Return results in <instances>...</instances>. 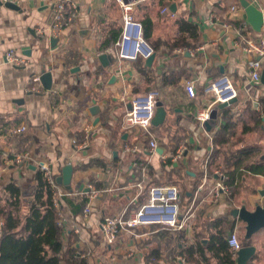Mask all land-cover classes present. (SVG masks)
<instances>
[{
	"label": "crops",
	"instance_id": "1",
	"mask_svg": "<svg viewBox=\"0 0 264 264\" xmlns=\"http://www.w3.org/2000/svg\"><path fill=\"white\" fill-rule=\"evenodd\" d=\"M1 1L17 7L0 4V207L10 199L6 187L15 183L26 213L34 199L40 163L52 167L56 181L64 167L72 165L71 189L57 182L67 193L59 199L58 208L67 233L73 232L89 264H154L147 259L151 246H157L151 236L168 228L150 225L124 230L115 243L109 244L101 226L105 217L145 203L148 188L153 186L178 187L181 210L196 204L191 227L171 230L173 235L162 240L163 255L178 242L180 247L188 245L196 233L209 236L215 231L209 224L222 217L235 220L234 230L244 228L245 238L246 224L234 217L232 210L244 205L253 210L263 204L259 191L264 189V175L240 168L236 192L230 187L231 194L222 195L218 201L210 194V198L199 199L198 190L202 184L214 185L223 174L229 176L228 160L243 147L258 146V153L249 162L264 163V84L251 81L247 67L250 56L242 49L243 37H264V25L261 32L251 25L248 30L239 29L247 20L241 0H128L136 2L137 21L142 23L146 17L153 20L149 42L153 47V42L176 36L180 17L199 26L197 47L173 52L161 47L151 65L144 58L120 56L117 47L124 24L117 0H73L80 9L79 17L61 33L57 43H52L47 30L57 0ZM249 1L264 13V0ZM173 2L177 3L176 11L171 10ZM164 7L169 11L163 13ZM39 28L46 31L44 36L37 33ZM11 49L26 58V65L8 61L6 54ZM103 54L108 55L105 63L100 58ZM179 70H186L180 81L165 82V74ZM46 71L52 73V88L47 89L41 81V89L33 90L37 86L34 77ZM224 75L230 76L239 90L237 101L227 106L236 127L228 134L227 143L216 146L215 133L229 121L222 116L223 108H219L220 103L213 105L218 117L205 128L197 113L213 102L204 94V87ZM188 81H194L195 97L186 91ZM153 90L159 92L167 111L165 121L148 131L124 128L123 117L132 100ZM249 102L253 103L251 111L262 120L258 128L254 120L245 121ZM22 125L27 126L26 132L15 133ZM89 126L92 140L89 147L82 148ZM153 140L158 143L154 153L149 151ZM134 146L137 151L126 150ZM181 147L184 153L179 155ZM26 153L30 158L25 164L15 163L17 156ZM83 197L88 202L75 209L73 205ZM87 207L91 213L85 212ZM250 240L256 252L248 263L264 264V229Z\"/></svg>",
	"mask_w": 264,
	"mask_h": 264
},
{
	"label": "trees",
	"instance_id": "2",
	"mask_svg": "<svg viewBox=\"0 0 264 264\" xmlns=\"http://www.w3.org/2000/svg\"><path fill=\"white\" fill-rule=\"evenodd\" d=\"M176 22L178 31L173 39L153 42V48L156 52L161 47L173 52L176 48L187 50L199 45L200 30L198 24L186 17H180ZM142 24L144 37L150 42L154 28L153 20L146 17ZM118 36L117 34L114 40ZM104 48L107 46L105 45ZM140 58L142 57L138 59ZM185 73L186 70H179L165 74V82L176 83L185 76ZM252 106V102L247 104L245 111L247 118L244 120L246 123L249 120H254L255 127L258 128L262 120L257 113L251 111ZM230 111L231 107L223 108L221 111L223 118L229 119V121L225 122L215 133L216 146L227 143L229 141L228 134L236 127V122L230 116ZM258 150V146L243 147L229 158V180L227 182L233 193L237 190L236 184L239 177L237 172L240 168L246 167L250 172L264 175V163L249 162L250 158L258 153ZM232 167L235 169L232 170ZM6 189L10 193V199L6 206L0 207V219L4 222L0 235V264H89V261L82 256L77 247V238L73 232L67 233L66 226L61 220L60 209L54 204L52 189L41 170L37 173L33 202L26 213H23V197L19 186L12 183ZM150 189L151 187L148 188V190ZM87 202L88 198L83 197L73 207L79 209L85 206ZM141 204H144V201L139 205L135 204L132 209L139 208ZM209 225L215 229L209 236L205 237L202 233H196L188 245L180 247L181 243L178 242L166 255H163L161 250L162 240L166 236L173 235V232L165 229L163 232L161 230L153 234L151 238L157 242V246H151L152 249L147 255L148 261L154 260V264H160L159 262L164 259H166L165 264L167 262L169 264H238L236 251L229 244V236L235 228V220L230 221L228 218L222 217L213 220ZM154 227L156 226L154 225ZM154 227L152 230L156 229ZM66 236H68L67 239ZM178 237L180 236L178 235ZM149 243L153 244L151 240ZM241 243L242 246H249L251 240L244 238ZM179 257L184 258L185 263Z\"/></svg>",
	"mask_w": 264,
	"mask_h": 264
},
{
	"label": "built area",
	"instance_id": "3",
	"mask_svg": "<svg viewBox=\"0 0 264 264\" xmlns=\"http://www.w3.org/2000/svg\"><path fill=\"white\" fill-rule=\"evenodd\" d=\"M122 9L123 15V34L121 40L118 42L120 56L125 59L136 60L139 57L148 59L155 53V49L144 37L143 25L134 17V9L136 2L128 0H117ZM169 11V7L162 9L163 13ZM80 9L73 0H57L53 5L50 21L48 24V36L51 38H59L61 33L69 26H71L79 17ZM213 17H217L213 15ZM250 23L243 20L239 29L241 31L248 30ZM45 30L39 28L37 33L40 36L45 35ZM244 44L242 49L250 58L247 62L249 77L252 82H260L262 72L264 69V37L258 39L253 37H243ZM184 52L183 50H179ZM10 63L16 66H24L27 63L23 55L17 54L13 49L6 54ZM34 82L37 84L33 90L41 89V77L35 76ZM186 91L191 97L196 96V86L194 81H188L186 84ZM204 94L213 99L210 106L202 108L197 113V119L203 128L206 127L207 122H211L212 107L218 103L228 102L231 99L238 98L239 90L236 87L232 78L228 75L219 77L211 81L204 87ZM160 101L159 92L153 90L145 95L136 96L130 108H128L123 117V127L132 128L139 127L140 129L148 131L153 125V120L156 115L158 103ZM27 130L26 125H22L15 130V133H24ZM91 127H86L85 139L80 147L87 148L91 143ZM158 143L156 140L150 142V152H156ZM127 151H137V147H126ZM184 153V147L179 150V155ZM30 158L28 153L16 157L15 163L25 164ZM40 169L52 189L53 201L56 207H59V199L67 193L60 189L56 181L52 167L45 163H40ZM229 176L222 175L216 181L210 190V195L215 201H218L224 194L230 195L231 190L228 184ZM142 186V185H140ZM202 184L200 188H203ZM93 192H95V189ZM181 194L176 186L162 185L153 186L149 190V197L147 201L138 209L128 210L107 216L102 223V231L106 241L109 244L115 243L119 234L124 230H131L137 227H145L150 225H161L173 231H183L189 229L192 225L191 221L194 216L192 207L186 214H182L181 210ZM91 208L85 209L86 213H91ZM4 222L0 221V228L3 227ZM229 244L234 251L238 252L242 248L241 239L237 230L229 236ZM185 262L184 259H182Z\"/></svg>",
	"mask_w": 264,
	"mask_h": 264
},
{
	"label": "water",
	"instance_id": "4",
	"mask_svg": "<svg viewBox=\"0 0 264 264\" xmlns=\"http://www.w3.org/2000/svg\"><path fill=\"white\" fill-rule=\"evenodd\" d=\"M0 4H5L7 7L10 8L17 7V5L12 2L3 3L1 0H0ZM241 5L245 9V18L247 19V21L250 23V25L253 27L255 31L261 32L262 27L264 25L263 11L260 10L249 0H241ZM176 9H177V3L173 2L171 5V10L176 11ZM51 40L52 43L58 42V38H52ZM186 54L189 55L190 53L187 52ZM100 58L103 61V63H105V61L108 59V55L103 54ZM155 58H156V53H154L152 56L146 59V63L148 65L153 64ZM41 81L47 89H51L53 84L52 73L48 71L44 72L43 75L41 76ZM261 82L264 84V70L262 72ZM235 101H237V98L231 99L228 102L220 103L219 108L227 107L233 104ZM166 116H167V111L163 106L162 102L159 101L156 110V115L153 120V125L158 126L162 124L165 121ZM217 117H218V109L216 108L211 112V121L217 119ZM206 126L209 127L210 122H207ZM72 175H73V166L66 165L63 169V174L57 177V182L60 185L66 186L67 189H71ZM259 193L263 197V204H257L253 210L248 209L246 205L242 206L241 208H235L232 210L233 216L242 219L246 224V235H245L246 239H250L256 232L260 231L261 229H264V189H261ZM255 252H256V247L254 245L242 247L237 253L238 264H247L249 260L253 257Z\"/></svg>",
	"mask_w": 264,
	"mask_h": 264
},
{
	"label": "rangeland",
	"instance_id": "5",
	"mask_svg": "<svg viewBox=\"0 0 264 264\" xmlns=\"http://www.w3.org/2000/svg\"><path fill=\"white\" fill-rule=\"evenodd\" d=\"M262 133V132H261ZM261 133H259V134H261ZM258 134V135H259ZM264 137V133H262V135H261V138H263ZM250 182H254L253 180H250ZM214 185H211V186H209V184L207 183V185L206 186H204L203 188H200L199 187V191H200V193H199V199L200 198H205V196L206 197H208V198H210V196H208V194L210 193V190H211V188L213 187ZM206 203H208V202H206ZM212 203V202H211ZM192 212L194 213V217L192 218V223H193V221H194V219H195V216H196V214H195V211H196V204L194 205L193 203H192ZM190 207V208H191ZM189 207L187 208V207H182V214L184 213V214H186L187 213V211L190 209ZM183 214V215H184ZM237 232H238V234H239V237H240V239L242 240V238L244 237V233H245V229L244 228H240V230H237ZM179 259H184V258H182V257H179ZM185 260V259H184Z\"/></svg>",
	"mask_w": 264,
	"mask_h": 264
}]
</instances>
